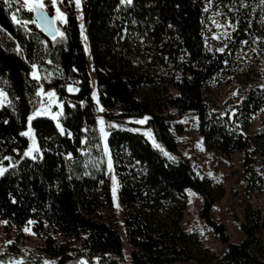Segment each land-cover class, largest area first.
Instances as JSON below:
<instances>
[{"label": "trees", "instance_id": "obj_1", "mask_svg": "<svg viewBox=\"0 0 264 264\" xmlns=\"http://www.w3.org/2000/svg\"><path fill=\"white\" fill-rule=\"evenodd\" d=\"M214 1L227 10L234 8L229 14L236 28L223 51L208 44L211 8L207 0H132L130 4L82 0L81 23L90 44L102 119L123 125L131 118L146 117L159 144L173 152L177 144L172 120L183 112H195L206 150L242 153L241 177L251 194L264 187V130L253 138L243 131L251 117L264 110V40H259L254 53L256 78L242 89L241 99L230 101L222 113L207 94V85L229 68L240 43L254 38L255 17L239 9L243 0ZM251 1L255 13L264 12V0ZM63 3L65 22L56 24L64 35L48 39L31 23L33 13L20 1L9 0V6L0 0V86L8 96L0 107V168L4 169L0 223L9 232L33 222L32 230L43 242L42 252L55 264H126L122 235L110 214L112 189L92 97L89 57L74 4ZM142 44L148 66L134 69L133 59ZM33 65L41 73L40 80L32 76ZM156 66L169 73L176 93L164 102L151 94L138 99L142 85L155 84L152 68ZM68 85L77 86L79 92L69 94ZM40 87L55 90L62 113L60 127L48 117L31 121L38 147L33 159L24 155L29 139L23 133ZM106 144L131 264H174L193 257L189 247L197 246L195 239L180 230L178 220L167 226L157 219L165 214L166 204L180 213L178 199L186 190L200 196L201 219L226 246L221 255L203 263L264 264L260 208L245 205L244 221L238 223L244 237L231 243L225 224L212 217L225 193L222 186L197 176L188 160L168 159L141 132L109 128ZM135 163L143 170L139 179L133 177L131 164ZM9 247L18 250L16 244ZM23 264L43 263L37 257Z\"/></svg>", "mask_w": 264, "mask_h": 264}, {"label": "rangeland", "instance_id": "obj_2", "mask_svg": "<svg viewBox=\"0 0 264 264\" xmlns=\"http://www.w3.org/2000/svg\"><path fill=\"white\" fill-rule=\"evenodd\" d=\"M18 1L24 5V0ZM43 2L45 4L44 9L52 6L54 7L55 14L56 9L59 8V10L65 14V20L66 13L63 0H56L55 6H53V0H43ZM72 2L74 4L75 14L80 22V35L84 49L89 57L92 97L97 107L98 116L100 117L98 124L104 150L106 152V176L109 179L112 189L113 211L110 214L114 215L116 226L122 235L124 253L126 255L125 263L131 264L130 257L127 256L130 247L126 241L123 227L124 213L116 197V176L110 152L106 144L107 130L109 128L126 127L143 133L153 146L159 149L168 159L188 160L194 167L197 176L207 178L214 185L222 186L225 193L223 197L217 200L215 208L212 211V217L215 221H221L225 224L231 243H238L241 241L244 235L238 223L244 221V208L247 203H250L253 207L260 208L264 219V187L253 191L251 194H247L245 183L241 177L242 153L232 152L230 155H223L216 149L206 150L198 131V115L193 111L183 112L178 118L172 120V133L177 144V148L173 152L166 151L159 144L151 127L147 126L146 117L131 118L128 120L129 124L123 125H119L113 121L105 122L102 119L103 107L97 96L95 73L90 57V44L86 30L81 23L82 0H79V7H77L76 0H72ZM207 2L208 6L211 8L207 25L208 44L215 45L218 47L219 51H223L228 45L229 38L236 28V23L229 14L234 8L229 6L227 10L221 3H216L214 0H207ZM122 4H126V2ZM239 9L244 10L247 16L255 17V36L254 38L243 40L240 43L229 68L216 75L207 85V94L216 103L222 113L228 108L230 101L241 99L242 89L256 78L255 72L258 66L254 59V53L257 51L259 40H264V12L255 13V4L251 0H243ZM56 26L57 29L62 32L59 27L60 25ZM139 42L141 43V40ZM143 48L144 44L140 45L138 50L137 48L135 49L137 52L133 59L134 69H145V67L148 66V59L145 56ZM152 71L155 73L156 77L155 84L153 86L142 85L137 93V98L142 99L146 95L151 94L164 102L169 95H174L176 93V89L172 86L169 73L164 71L163 66H156L152 68ZM32 76L40 80L41 73L37 67H35V69L33 68ZM0 92L3 93V96H0L1 107L8 102V96L2 86H0ZM49 93H54V95L50 96L48 95ZM115 112L119 113L120 110L116 109ZM61 113L62 103L58 99L55 90L53 88L40 87L38 89V100L35 109L29 115L32 119L29 120L28 117V127L26 131H24V133H28L25 136L29 139V146L25 153L30 152V154L25 155L24 153L26 157L34 159L38 154L37 141L31 127V121L39 116L48 117L53 119L60 127L58 119ZM263 120L264 110H260L251 117L247 128L243 132L253 138L258 131L264 130ZM140 121H143V123ZM101 129H103V133ZM104 133H106V135ZM131 167L134 172L133 177L139 179V175L143 172L142 167L136 163L131 164ZM178 200L181 207L180 213L179 210L166 204L165 214L158 216L157 219L167 226L172 225L175 220H178L180 230L186 234H191L197 246L193 243L189 247L193 256L192 258L189 260L180 259L174 264H205L202 261L221 255L225 251L226 246L201 219L199 215V210L201 208L200 196L192 190H186L180 195ZM106 216L108 217L109 213H106ZM3 225L4 222H1L0 264L33 263V258L37 257L41 259L43 264H45V262H47V264H55V259L46 257L42 252L41 247L43 246V242L41 238L33 232V222H29L22 230L11 229L9 232H6ZM59 239L61 240V238ZM12 243L18 246L17 251H12L10 249L9 246ZM93 262L96 263V260H93ZM78 264L87 263L81 261ZM208 264L211 263L209 262Z\"/></svg>", "mask_w": 264, "mask_h": 264}, {"label": "snow or ice", "instance_id": "obj_3", "mask_svg": "<svg viewBox=\"0 0 264 264\" xmlns=\"http://www.w3.org/2000/svg\"><path fill=\"white\" fill-rule=\"evenodd\" d=\"M131 3L132 0H121V3ZM5 4H9V0H4ZM56 0H53V6H55ZM77 7H79V0H76ZM10 6V4H9ZM24 6L31 12L36 13L37 19H34L31 21V23L36 24L37 27L42 28L45 31H48L49 34H52V38L55 39L56 35L63 36L64 34L59 31V29H53L52 24L53 21L59 20L60 22L64 21L65 14L59 10V8L56 9V16L52 17L51 20L48 18L47 14L44 12L45 4L43 0H24ZM12 19L16 22H19L15 15H13ZM53 32L55 34H53ZM36 65H33V68L35 69ZM48 95H54V93H49ZM0 96H3V93L0 92ZM32 117H29V120H31ZM143 123V121H140ZM59 126V125H58ZM103 133V129H101ZM24 135H27L28 133H23ZM106 135V133H104ZM30 152H26L25 155H29ZM4 172V169L0 168V175H2ZM6 223V222H5ZM27 230V229H26ZM47 264V262H45Z\"/></svg>", "mask_w": 264, "mask_h": 264}, {"label": "water", "instance_id": "obj_4", "mask_svg": "<svg viewBox=\"0 0 264 264\" xmlns=\"http://www.w3.org/2000/svg\"><path fill=\"white\" fill-rule=\"evenodd\" d=\"M44 12L47 14V16H48V18L51 20V18L52 17H55L56 16V14L54 13V7H52V6H49L48 8H46V9H44ZM33 13V17H34V19H37V16H36V13H34V12H32ZM57 24H56V21H53V24H52V27H53V29H57V26H56ZM38 28V31L42 34V35H44L46 38H48V39H53L52 38V34H49V32L48 31H45V30H43L42 28H40V27H37ZM53 34H55L54 32H53ZM58 35H56V37H57ZM67 92L69 93V94H77L78 92H79V88L77 87V86H75V85H68L67 86Z\"/></svg>", "mask_w": 264, "mask_h": 264}]
</instances>
